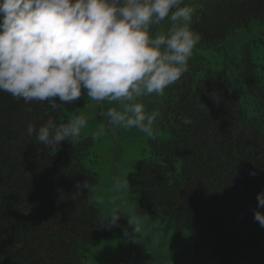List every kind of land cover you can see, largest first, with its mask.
Returning <instances> with one entry per match:
<instances>
[{
	"label": "trees",
	"instance_id": "trees-1",
	"mask_svg": "<svg viewBox=\"0 0 264 264\" xmlns=\"http://www.w3.org/2000/svg\"><path fill=\"white\" fill-rule=\"evenodd\" d=\"M200 4L190 24L201 49L218 51L237 29L264 20V0ZM236 67L232 77L186 74L174 85L164 108L170 137L150 139L126 186L136 212L175 235L186 232L195 255L264 264V228L254 220L264 191V56L256 63L246 48ZM85 96L53 109L0 92V264H86L111 235L94 196L99 177L83 166L92 140L48 148L27 134L29 123L39 128L49 118L65 126L63 110Z\"/></svg>",
	"mask_w": 264,
	"mask_h": 264
},
{
	"label": "clouds",
	"instance_id": "clouds-1",
	"mask_svg": "<svg viewBox=\"0 0 264 264\" xmlns=\"http://www.w3.org/2000/svg\"><path fill=\"white\" fill-rule=\"evenodd\" d=\"M184 0H0V92L25 104L48 102L55 109L82 95L94 101H124L123 110L109 108L111 126L135 127L153 136L154 116L137 98L164 90L187 72L200 35L192 27V9ZM168 36L150 38V26L165 18ZM183 21L185 23L181 24ZM87 118L65 126L49 118L27 134L55 148L75 141ZM250 175L256 173L250 172ZM77 188L81 187L78 182ZM84 188H89L87 181ZM79 195V193H77ZM254 220L264 228V191L257 194ZM121 211L108 227L118 226ZM129 225L140 233L139 223Z\"/></svg>",
	"mask_w": 264,
	"mask_h": 264
},
{
	"label": "rangeland",
	"instance_id": "rangeland-1",
	"mask_svg": "<svg viewBox=\"0 0 264 264\" xmlns=\"http://www.w3.org/2000/svg\"><path fill=\"white\" fill-rule=\"evenodd\" d=\"M183 6L190 7L193 14L201 4L200 0H184ZM171 28L172 22L166 17L150 26V38L168 36ZM263 30L264 20L254 19L247 27H241L227 36L219 44L218 51L201 49L196 45L188 70L178 81L168 86L163 94L151 93L137 98V102L145 106L146 115L155 117L152 125L154 138L166 140L170 137L164 108L174 85L180 83L186 74L195 80L206 77L208 73L212 79L218 73L235 76L236 66L246 48L256 63H263L264 43L259 40ZM124 103L94 101L85 96L78 107L63 110L65 125L79 115L87 118L80 136L92 140V155L83 162V166L99 177L94 196L103 216L109 217L117 208L122 212L118 226L112 227L109 238L91 250L86 264H220L216 257L195 255L186 232L175 235L166 231L160 221L146 222L136 212L126 178L137 172L138 161L148 157L151 138L135 127H113L109 124L106 118L108 109L122 111ZM129 218L134 224L139 223L140 233H134Z\"/></svg>",
	"mask_w": 264,
	"mask_h": 264
}]
</instances>
